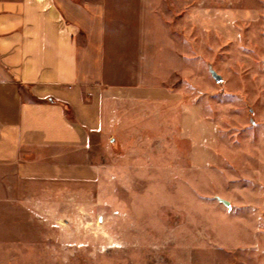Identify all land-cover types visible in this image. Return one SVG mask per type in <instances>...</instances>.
Masks as SVG:
<instances>
[{
    "label": "rangeland",
    "instance_id": "obj_1",
    "mask_svg": "<svg viewBox=\"0 0 264 264\" xmlns=\"http://www.w3.org/2000/svg\"><path fill=\"white\" fill-rule=\"evenodd\" d=\"M107 9L115 82L147 64L141 36L182 105L167 107L163 142L120 154L96 141L85 175L40 186L38 218L17 226L38 249L24 264H264V0Z\"/></svg>",
    "mask_w": 264,
    "mask_h": 264
},
{
    "label": "crops",
    "instance_id": "obj_2",
    "mask_svg": "<svg viewBox=\"0 0 264 264\" xmlns=\"http://www.w3.org/2000/svg\"><path fill=\"white\" fill-rule=\"evenodd\" d=\"M110 15L107 0H0V264L37 256L21 247L17 226L38 218L40 186L85 175L96 141L120 154L163 142L167 107L182 105L160 71L165 59L141 36L147 64L115 82L105 58Z\"/></svg>",
    "mask_w": 264,
    "mask_h": 264
},
{
    "label": "water",
    "instance_id": "obj_3",
    "mask_svg": "<svg viewBox=\"0 0 264 264\" xmlns=\"http://www.w3.org/2000/svg\"><path fill=\"white\" fill-rule=\"evenodd\" d=\"M210 73L213 76V78L216 80V82L220 83L222 81V78L215 73V71L210 68ZM226 205H229L228 203H225Z\"/></svg>",
    "mask_w": 264,
    "mask_h": 264
}]
</instances>
